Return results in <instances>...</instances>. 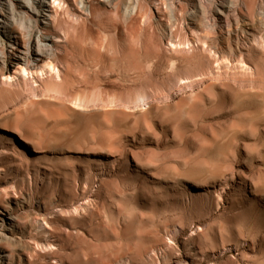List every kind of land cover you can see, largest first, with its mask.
I'll list each match as a JSON object with an SVG mask.
<instances>
[{
    "label": "rangeland",
    "instance_id": "rangeland-1",
    "mask_svg": "<svg viewBox=\"0 0 264 264\" xmlns=\"http://www.w3.org/2000/svg\"><path fill=\"white\" fill-rule=\"evenodd\" d=\"M131 2L129 22L109 9L72 22L64 77L0 82V209L12 200L20 218L17 251L264 264V23L235 7L226 28L189 24L217 0Z\"/></svg>",
    "mask_w": 264,
    "mask_h": 264
},
{
    "label": "bare ground",
    "instance_id": "bare-ground-1",
    "mask_svg": "<svg viewBox=\"0 0 264 264\" xmlns=\"http://www.w3.org/2000/svg\"><path fill=\"white\" fill-rule=\"evenodd\" d=\"M131 1L128 2L127 0H0V82L13 85L16 82L19 83L21 80H27L29 76H33V80L37 81V79L40 78V76H42L43 79V76L45 74L47 75L49 74V76L55 74L56 77L60 78L61 76L60 71L62 69H58V63L61 60H62L61 62H63L64 59L62 58L65 56V54H68V52L70 53L68 48L70 47L72 49L73 46L72 45L73 42H71V34H70L71 31H69L72 30L71 27L72 22L79 23L78 21L83 16L93 18L96 14V11L101 13H106L108 11L107 9L113 10L118 17L123 18L125 22L126 20H128L129 22V20L133 18L137 10V7L134 6V4ZM184 1L190 5L196 4V0H184ZM217 1L219 3L214 4L213 6L204 7L203 4H198V5L196 4L197 9H195L192 13H189L192 16V19L189 24L192 25L194 21H197L194 18L201 17V20L204 18L205 21H209V25L210 23H212V25L214 26L219 25V27L221 26L223 28V26L228 24V22L230 23V19L232 18V15H236V16L238 15L236 14V12L234 13V9L232 10V8L243 7L248 9L247 7L248 3L245 0H217ZM253 1H254V3L252 2L253 7L251 5L252 11L249 10L251 9V7L248 9V11H250L249 13H251V15L253 13V15L258 21L257 22L258 24L259 22L264 23V0H253ZM73 11H76L82 15L79 14V16H77L76 14L73 13ZM243 17L245 18L246 16L243 15ZM256 19H254V22H256L255 21ZM253 23L251 24L253 25ZM245 25L247 27L249 24L245 23ZM224 28L226 27L224 26ZM238 28L240 29L241 26H239ZM57 29L60 32H57L58 31ZM251 29L249 28V30ZM166 30H168V32L171 34H167V35L165 34L166 36L164 35L165 36L164 38L165 40L169 39L170 41L169 40L168 41L169 43H171L172 37L170 39V35H172V32L170 31V29H166ZM66 51L68 52L66 53ZM62 53L64 54V56L61 58ZM67 56H68V62H67L68 65L70 55ZM63 64L66 63L64 62ZM62 77L64 76H61V78ZM59 80L61 79H58V81ZM62 81L63 79L61 80V82ZM2 120H6V118L5 119L2 118ZM14 133L18 134L16 132ZM18 136H20V140L23 143V146L25 145L24 147L25 154L28 153L27 152L28 147L33 145H36L35 146L36 152L35 151L34 152L37 154L38 143L36 141L33 143L32 140L28 138H24L20 134ZM2 151L1 152L4 155L12 153L9 150H7V148L3 149ZM16 166L17 165H15V167ZM22 176H24V174ZM22 179L24 180V178ZM15 183L16 185H18L17 182L15 181L13 184L14 186ZM23 183L24 182H22V186L24 185ZM14 186L10 185V187L12 188H14ZM6 187H5V191L2 189L4 192H6V195L5 193H3L6 196L5 199L8 196L7 191L11 189L8 187L9 190H7ZM19 189H23V188H19ZM16 198L14 199L13 196V200H14L13 202L15 203V206L16 207L21 206L19 205V202L16 200ZM5 199L3 200L6 201ZM2 201L0 200V202ZM17 213H19V211H17ZM19 219L16 216L14 207H12V200H10L6 205L2 207V209H0V264H39V263L42 264L41 260L42 261L48 260L45 259L47 254H49L50 260H56L55 261L57 262L56 264L58 263L64 264V258L61 252L59 251H51L50 253L42 255L39 251H35V250L32 251L30 249L31 248L30 246H28L29 249L26 250H31V251H26V250L23 251L22 250L23 248L20 245L23 244L21 241L24 239V235L26 236V234L22 230L21 228L22 226L21 227L19 226L20 224L18 223ZM39 241L40 240H38V242ZM38 242L36 241L37 245L42 246L40 245L41 242H39L40 244ZM24 244L26 245V243ZM45 245H48L50 247L54 244H50L49 242H47L45 243ZM18 246L22 248L21 249L22 251H17L19 250ZM8 247L9 248L12 247L13 249L12 248L9 249ZM49 264H51V262Z\"/></svg>",
    "mask_w": 264,
    "mask_h": 264
}]
</instances>
